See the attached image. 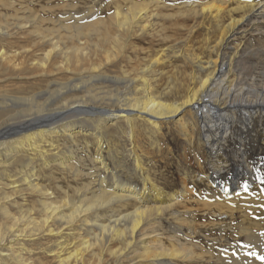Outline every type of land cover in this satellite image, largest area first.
Masks as SVG:
<instances>
[{"label": "bare ground", "instance_id": "1", "mask_svg": "<svg viewBox=\"0 0 264 264\" xmlns=\"http://www.w3.org/2000/svg\"><path fill=\"white\" fill-rule=\"evenodd\" d=\"M194 7V4L188 5L187 12L190 14L186 18L196 24L198 20L195 16L198 11ZM146 8L148 7L137 6L125 14H120L121 10H119L114 16L93 26L80 25L79 20L66 26L62 25V20L51 21L52 18L50 20L49 17V20H44L31 13H28L29 17L24 18L16 15L15 20L7 23L5 27L0 24V75H4L0 81L19 83V86L14 87L16 88L14 94L8 91L0 93V139L16 137L15 140L12 139V142L9 141L10 144H7V141L0 143L1 157L9 161L27 147L28 151L39 150L38 156L44 161L42 167H45L48 166L45 162L48 151L40 150L38 146H35L37 145L35 141H44L60 131L72 141L74 135L84 132V128L78 124L84 122L86 117L94 119L92 123L97 124L96 127L93 125L94 127L89 129L96 132L95 136L99 139L97 145L100 148L101 135H104V132L101 133L100 126L105 120L110 119L109 124L113 126L119 120H126L128 123L135 116L137 119L149 121L152 126H157L160 120H170L185 111L191 115L192 126L196 129L184 126L183 138L190 145H194L197 140L205 151V169L200 168L198 172L186 174L185 178L192 184H202L204 181L206 189L212 188L213 193H207L205 199L201 201L203 204L195 207L194 199L189 198L187 201L189 203L184 204L180 213L171 214L172 217L175 216L176 229L171 232L172 236L167 238L168 246L163 244L160 235H155L151 238L152 244L143 245L144 248L140 254L139 250L133 249L136 233H142L144 226L151 227L155 217L171 210L176 205L174 199L163 200L160 198V191H154L156 188L153 190L155 195L153 199L144 198L137 189L121 182L113 173L110 176L112 183L109 187L105 185L108 184L105 183V178L101 177L98 191L90 193L89 190V193L81 195L77 203L64 201L57 204L54 198L57 203L51 201L52 194L41 188L40 184L38 185V177L33 172L34 168L23 171L25 163L22 159L19 163L24 169H19L17 173L22 180L15 181L11 177L13 180L11 184L21 183L31 195L38 198L36 202H39V218L33 217L31 209L25 210L27 207L24 210L18 207L19 216L11 215L6 204L10 202L13 195L19 196L21 193L19 188L22 186H13L14 193L9 195L5 193V190L2 191L9 185L0 180V184H3L0 187V216L3 219L0 221V244L7 236L22 242L38 237L44 232L52 234L57 231L56 233L59 234L60 228L55 229L58 224L64 227L74 225L81 227L82 225L87 230L88 238L79 241L80 244L72 252L59 255L57 264H88L91 260L88 261L87 257L95 260L96 264L105 262L107 264L109 260L111 264H264V188L260 186L259 180L261 171L264 169V85L261 84L263 80L260 78V76L264 77V72L257 73L258 67L251 65L254 62L257 66L264 59V0H248V6L242 8H247L248 12L240 19L231 18L224 26L222 14L225 8L223 6L209 8L212 19L207 21L211 27L212 24L215 26L213 33L219 35L218 44L223 43L231 32L230 37L225 40L222 50L216 53L214 60L183 55L181 49L178 52H172V55L183 56L195 65L197 73L182 74L184 80L187 78L188 84L181 90L177 100L171 103L155 98L156 96L154 97L150 92V82L144 77H139L144 78L142 81L144 89L140 92L139 86L138 89L135 86V77L125 76L123 80L116 77V79L108 78L102 70L109 60L118 58L120 54L123 55L122 50L129 46V40L147 32L151 21L146 19H151L153 15L151 13V16L150 10ZM204 12V9L200 8V13ZM47 21L51 23L52 28L45 25ZM245 33L253 39L255 36L262 38V44L254 48L250 45L244 48L241 54L234 51L230 57L227 54L230 39ZM243 54L248 56V60L245 61L248 64V70L245 73L242 72L244 70H239L245 58L237 61L234 59ZM158 62L157 58H152V61L149 60L143 64V67L132 68V72H141V74L149 72L153 77L156 71L152 67ZM209 69L211 71L206 73ZM60 74H68L62 82L53 78ZM51 78H53L52 81ZM29 80H35L31 83L32 86L29 85ZM106 80L114 81V85L117 82L124 85L123 87L128 85L127 93L124 90V92L118 91L119 95L128 96L121 102L123 104L98 107L89 104L85 96L75 95L82 90L81 86L87 90L88 83L99 85L98 83L106 82ZM24 82L30 87L34 85L39 87L27 91L23 88ZM98 89L101 91L100 88ZM98 89L92 88L87 92L98 93ZM118 94L116 93L117 97H119ZM52 97H56L54 98L57 101L56 106L48 104ZM44 99L45 102H40ZM17 108H22L20 118L25 119L11 123V114L16 112ZM193 133H196V136ZM67 160V163L59 162V166L63 171L71 172L73 170L71 159ZM145 184L142 185L145 187ZM200 237L203 239L216 237V240L212 241L206 249H195L194 241ZM119 241L125 245L124 248L115 247L116 242ZM22 251L24 250L21 249L19 252L11 249L7 260L15 264H30L22 258ZM131 252L137 254L133 260L129 255ZM53 253L51 257L55 255L54 251ZM105 254L107 260H104ZM214 258L217 262H212ZM125 260H128V263H125ZM30 262L33 261L30 260Z\"/></svg>", "mask_w": 264, "mask_h": 264}, {"label": "rangeland", "instance_id": "2", "mask_svg": "<svg viewBox=\"0 0 264 264\" xmlns=\"http://www.w3.org/2000/svg\"><path fill=\"white\" fill-rule=\"evenodd\" d=\"M191 4H194L195 6L194 8L198 11L197 16H195L196 19L198 20V23L196 24L195 22L194 23L190 22L186 18V16H189L190 14L187 12L188 5L190 6ZM137 6L148 7L146 8V10L148 11L150 10L149 11L150 15L151 13L153 15L151 19H146V21L149 22L151 21L149 23L150 26L147 29V32L139 36L141 38L137 37L135 39L129 40L130 42L129 46L122 50L123 55L120 54L118 58L109 60V62L104 64L105 66H103L102 70L105 71L108 78L116 77L119 78L120 80L121 79L123 80L125 76L127 77L129 76L132 78L135 77L134 78L136 80L135 86L137 87V89L139 86L140 92H143L144 82L142 81H144L143 79L145 78L151 84L150 86V89L152 90V91L150 90L151 94L154 97L156 96L155 98H158L159 100L164 101L166 103H171L176 101L180 95L179 93L181 92V90L187 86L188 84L187 78L184 80V77L182 75L184 72H186V74H191V72L192 74L197 73L195 65L191 64L183 56L172 55V52L173 51L178 52V50L181 49L183 55H187L195 58L198 56L203 60L205 59L209 61L210 59L214 60L216 57V53L222 50V45L225 43V40L229 39L230 37L231 32L226 36L223 43L218 44L219 35L217 33H213V29L215 28V26H213V24L211 23L212 24L211 27L207 21V20L211 21L212 19L210 17V14L212 12L209 10V8L210 7L216 8L218 6H223L225 8L222 14V17L224 18V22H222L223 26L227 25L231 18L240 19L248 12L247 8L242 9L244 6H248V0H0V24L3 27H5L7 23L9 22L11 23L15 20L16 15L19 16L20 18H24V17H29L30 15L28 13H31L33 14V16L36 17L38 16L44 20L45 19L51 20V18H52L51 21L56 20V22L62 20L61 21L62 25H66V26L69 24L72 25V23L75 20L76 21L79 20L80 25L86 24L93 26L99 24L104 20H107L111 16H114L119 10L122 11V12L119 11L120 14L123 13L125 14L131 8L134 9ZM200 8L204 9L205 12L203 14L200 13ZM65 22L67 24H65ZM151 24L154 25V28L153 25ZM45 25L52 28L51 23L49 24L48 21L46 22ZM240 36L241 35H235V38H231L229 41L230 46L227 48V54L230 57L234 54V51H237L239 54H241L243 53L244 48H248V46L250 45H251L250 47L254 48L262 44V38H259L258 36H255L254 39L251 36H249L248 33H245L241 37ZM169 47H171L173 50L170 49ZM152 58L153 59L157 58L159 60V62L153 65L152 67V69L153 70L155 69L156 71V74H154L153 77L150 76L149 72L143 74H141V72L139 73L132 72L133 71L132 68H136L138 66L143 67V64L149 62V60L152 61ZM234 59L235 61L244 59L242 63L243 66L239 67V70H244L242 71L243 73L247 72L248 64L245 63V61L248 60L247 54H243L242 56L238 55ZM262 60H263L262 63L258 64L257 66L254 65V62L251 64L252 66L258 67L257 73L260 72V74L264 72V59ZM210 71L211 69H209L206 73H209ZM133 73L134 74L136 73L135 74L136 76ZM65 75L68 74H60L58 75V77L55 76L53 78L59 79L58 81L62 82L65 80ZM3 76L4 75H0V78ZM139 77H144V78L140 79ZM53 78H51L50 80L52 81ZM260 78H262L263 80L261 81V84L264 85V79H263L264 77L260 76ZM34 81L35 80H29L30 83L29 85L32 86L31 83H34ZM107 81L108 80H106V82L103 83H98L99 85H97L96 83L95 84L88 83L90 85L87 84V90H90L92 88L93 89L100 88L101 91L98 89L100 93L93 92L94 94L93 93L90 94L87 92L86 89L82 88L84 86H81L82 90L78 91V93L75 95H77L78 97L85 96V100L88 98L87 101L89 104L98 107L101 105H102L101 107H105V106L111 107V106L123 104L121 102L123 101L124 98H127L128 96L126 97L123 94L119 95L118 91L119 92L125 91V93H127L129 91L128 89L126 90V87H128V85H125V87H123L124 85L118 82L117 84L114 85V81L112 80L111 82H107ZM26 82H24L23 84L24 86L23 85L22 86L27 91L28 89L32 90V89H37L39 87V86L35 87V85L33 87H30L29 85H27ZM119 85L121 86V88ZM17 86H19V83L17 81H0V93H5V91H8L10 94H14V92L16 91V88L14 87ZM116 93L120 98L116 96ZM91 96H94L95 98ZM54 98L48 102L49 105L56 106L57 101ZM40 102H45V99ZM16 104L20 105L21 103H16ZM21 109L22 108H17L16 112H13L11 114L12 116L11 123H16L18 121L25 119V118H20L22 117L20 115ZM87 118L89 117H86L85 120ZM79 119H82V117H80ZM132 119L128 123L126 122V120L125 121L119 120L113 126H110L109 124L110 119L102 122L100 128H101V133L104 132V135L103 134L101 135L102 137L100 140L101 141L100 148L97 145V141L99 139H97L95 136L96 132H94V130L92 129H89L90 127L91 128H93L94 126L96 127L97 124L96 123L93 124L92 121L94 119L91 120L90 118L78 124V126L84 128L83 129L84 132H82L81 134L74 135L72 141L71 139L64 136L60 130H59L60 132L54 134L53 137L50 136L44 141L36 140L35 144L37 145L35 146H38L40 150L43 149L42 151H48V154H46L47 156L45 157V162L48 163V166L45 167H42L44 161L38 156L39 150L28 151L29 148L26 147L21 151V153H18V155H16L13 159H10L9 160L10 162L4 159V157H1L0 154V166H1L0 180L2 181V183L9 185L8 188H4L2 191L5 190V193L11 195L12 193H14L13 188L15 187V185L20 187L22 186L21 188H19L22 194L20 193L21 195L19 194V196L18 194L13 195L10 198V202L6 204V208L11 213V215L19 216L18 214L20 212L18 210V207L23 208V210L25 209V207H27L25 210L29 211L31 209L30 211H32V214H34L33 217L39 218V207H38L39 202H36L38 198L34 195H31L29 191H27V188L21 183L19 184L17 183L15 185L11 184L13 180L15 181L22 180L21 176H17L18 175L17 173L20 171L19 169L21 168L24 169L22 164L19 163V161L22 159H24L23 161L25 163L24 166L25 169L23 171H27V170L30 171L31 168H34L33 172L38 177L37 179L38 185L40 184L39 186H41V188L46 189L49 192V194H52V196L50 197L52 198L51 201L54 203L58 202L57 204H60V202H64V201L70 203H74V202L77 203L80 200V198L83 196L82 194L89 193V190L90 193H93L94 191H98L99 189L98 185H100L99 179L101 180V177L105 178V183H108L105 185L109 187L112 183L110 181L111 180L110 176L111 174L113 175L114 173L115 177L120 179L121 182L127 183L129 186L131 187L133 186L135 189H137L139 194L140 193L143 194L144 198L153 199L155 196L153 192L159 190L160 191L159 194L161 196L160 198H162L163 200H167L168 198L174 199V203L176 205L172 207L171 210L165 211L163 214L155 217V221L152 224L153 226L152 225H150L151 227L144 226L143 232L142 233L137 232L135 235L136 237L133 240L134 243L133 249L137 251L139 250L138 252L140 254L143 251L142 250V248H144L143 245H147V244L149 245V243L151 245L152 244L151 238L155 235L158 236L160 235L162 237L163 244H166V246H168L167 238L171 237L172 236L171 232H173V230L176 229V227L174 226L175 216L172 217L171 214L175 212H176L175 214L180 213L182 211L184 204L189 203L187 202L189 198L194 199L195 202L194 207H195L196 205L203 204V202L201 201L205 199L207 193H213L212 188L206 189L207 186L204 181L203 183L205 184L203 183L192 184L189 180L185 178L186 174H191L194 173L195 171L198 172L200 168L205 169V165H204L205 151L203 147L200 144H198L197 140H195L194 145H190L183 138L182 134H183L184 126L190 128L192 127L196 129V127L192 126L193 121L191 119V115L185 111H182L180 114L171 118L170 120H160L157 126H152L151 124H149V121L145 119H137L135 118V116L132 117ZM89 132L91 134H89ZM193 135L196 136V133H193ZM15 138H16L15 136L14 138H2L0 139V143L7 141V144L8 143L10 144V142L15 140ZM25 152L28 153V155ZM69 158L71 159L70 160L72 164L71 167L73 168V170L71 172L68 170L63 171L62 168L59 166V164L63 162L67 163L68 161L67 159ZM101 162L103 164H101ZM30 163L32 164L31 167L29 168ZM19 165L20 167H18ZM89 168L91 169L89 170ZM260 168L262 167L260 166ZM15 174L17 177L15 176ZM11 177L13 180H11ZM144 180L146 181L144 182ZM259 180L261 184L260 186H262L263 189L264 183H261V181H264V169L261 171ZM10 184L12 186H10ZM142 184H145V187ZM1 186H3V184L2 185L0 184V187ZM72 191L74 193H72ZM67 199L68 201H66ZM16 212L18 213L16 214ZM2 220L3 219L0 216V221ZM80 226L81 227H79L78 225L76 226L74 225L72 227H64V225L58 224L55 226V229H57L58 227L60 228L59 231L60 233L58 232L59 234L56 233L57 231H54L52 234H47L46 232H44V234L42 233L40 236L28 240L30 242H28L27 240H23L21 242L19 240H16L15 238L7 236V238H5V241L0 244V250H1L0 262L1 264H6V263L15 264L11 260H7L10 250L12 249L13 251L16 250L20 252L21 249H23L26 252L24 251L21 252L22 258L26 259L27 263L38 264L39 262V264L40 263L57 264V257L59 255H64L67 254L68 252H72V250H74L75 247L80 244L82 239L88 238L86 228H83L82 225ZM143 234H145L146 236L142 237L141 235ZM147 234L150 235L148 236ZM215 238L216 237H208V239H203L202 237H200L194 241V246H195L194 248L206 249L207 247H209L210 243L212 244V241L216 240ZM113 244H115V242ZM124 246L125 245H123L122 241L116 242L115 244L116 248H121V247L124 248ZM133 249H131V251H133ZM53 251L55 252V255L51 257L52 256L51 254H54ZM4 253L7 254L4 255ZM129 255L132 260L133 258L137 257V254H135L134 252L129 253ZM107 259L108 258L105 254L104 260ZM214 259H213L214 261L212 260V262H217L216 258ZM30 260L33 262H30ZM87 260L88 261L91 260L88 264H96L95 260L93 261V259L89 257H87ZM124 262L128 263V260H125ZM104 264H106V262ZM107 264H111V261L109 260Z\"/></svg>", "mask_w": 264, "mask_h": 264}, {"label": "snow or ice", "instance_id": "3", "mask_svg": "<svg viewBox=\"0 0 264 264\" xmlns=\"http://www.w3.org/2000/svg\"><path fill=\"white\" fill-rule=\"evenodd\" d=\"M261 182L264 183V181H261ZM245 190H247L246 187H245Z\"/></svg>", "mask_w": 264, "mask_h": 264}]
</instances>
